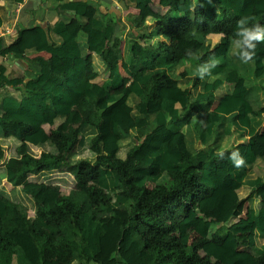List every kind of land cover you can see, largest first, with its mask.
<instances>
[{
    "label": "trees",
    "instance_id": "obj_1",
    "mask_svg": "<svg viewBox=\"0 0 264 264\" xmlns=\"http://www.w3.org/2000/svg\"><path fill=\"white\" fill-rule=\"evenodd\" d=\"M55 1L59 17L49 29L62 43L36 26L38 34L26 40L36 55L16 54L34 64L33 73L10 77L0 63V89L21 91L20 98L0 99V134L20 142L9 157L0 144V165L9 181L35 179L24 190L33 213L0 191V264H46L49 248L57 264H91L113 245L107 227L121 212L127 219L117 264H264V176L255 172L263 156L253 137L264 114V44L243 63L234 36L241 17L264 24V0H159L174 7L165 14L152 9V0H125L140 9L135 36L125 38L117 34L120 19L89 2ZM73 18L77 35L68 29ZM3 50L0 40V56ZM212 55L219 63L211 75L195 76ZM121 64L131 82L113 92L126 84ZM193 118L203 145L196 152L187 142ZM85 145L94 158L76 157ZM30 146L49 151L34 155ZM236 147L242 168L215 156ZM54 173L73 176L85 198L47 182ZM234 198L233 211L248 202L246 219L232 222L233 214L222 221L200 211L224 210ZM206 244L221 248L220 257L203 253Z\"/></svg>",
    "mask_w": 264,
    "mask_h": 264
},
{
    "label": "crops",
    "instance_id": "obj_2",
    "mask_svg": "<svg viewBox=\"0 0 264 264\" xmlns=\"http://www.w3.org/2000/svg\"><path fill=\"white\" fill-rule=\"evenodd\" d=\"M89 2L95 8H97L100 14L107 16L108 18H118L120 19V32L117 34L123 33L121 37L125 38L127 35L135 36L136 27L133 26V23L137 21L136 17L139 16L140 9L132 6H128L125 3V0H83ZM49 2V5H48ZM56 1H48V0H0V5L2 7L1 14L3 17V23L0 27V40L2 41V48H4L2 55L0 56V63L4 64L7 68V74L10 77L16 76H26L29 77L33 73L34 64L30 63L28 60L24 58H19L16 56L17 53H21L22 56L34 57L36 55V50L34 44H26V40L28 38L32 39L35 35H37L38 31L36 30V26H40L46 32L49 31V36L51 40L59 45L62 43V37L56 33L54 30L49 29L50 25H53L58 17L59 13L57 9L54 8L56 5ZM187 2L184 3V6H187ZM151 7L153 10L160 14H165L168 11L174 9L173 6H163L159 3V0H152ZM133 21V23H132ZM90 24H85L84 29L86 31L90 30ZM69 31L73 35H77L79 31V22L76 18H73L72 22L68 26ZM258 47V46H257ZM259 48V47H258ZM121 73L124 76L126 84L121 89H116L113 92H121L124 88H126L130 82L131 77L125 72L121 64ZM109 76V72L104 70V78L105 80ZM19 92V94L17 93ZM5 94H11L16 98L21 97V91L16 90L11 87H4L0 89V99ZM218 103H216L217 105ZM216 105L214 107H216ZM235 118V113L228 115V120ZM190 126L193 128L192 138L194 135L196 145L195 149L193 143L190 145L193 152H196L198 149L203 147L201 144V140L198 137V129L197 127H193L195 125V118L193 121L190 120ZM205 129V127H203ZM254 139L256 141V146L258 152L263 156V159L256 164L255 172L259 176H264V114H263V122L262 125L258 128L256 133L254 134ZM174 141V144L177 142V138ZM242 148V147H240ZM241 152V151H240ZM242 153V152H241ZM237 199V198H236ZM247 201H244V203ZM206 206V205H205ZM211 206V205H208ZM212 207V206H211ZM217 208L218 211H225L228 208L221 210L219 206H213ZM240 211H238V215H240ZM249 214L246 213V216L241 219L244 220L247 218ZM210 215V214H209ZM236 218H232V222H236L237 219L240 220L239 216L235 212ZM214 216V215H210ZM240 220V221H241ZM253 231L255 230V225L252 226ZM235 228V225L232 227ZM221 248L217 250L216 258H219L221 255ZM212 256H214L212 254Z\"/></svg>",
    "mask_w": 264,
    "mask_h": 264
},
{
    "label": "rangeland",
    "instance_id": "obj_3",
    "mask_svg": "<svg viewBox=\"0 0 264 264\" xmlns=\"http://www.w3.org/2000/svg\"><path fill=\"white\" fill-rule=\"evenodd\" d=\"M48 1H55V0H48ZM48 5H49V2H48ZM213 44H215V43H213ZM258 50H259V48L256 49V52ZM17 93L19 94L18 91H17ZM83 132L86 134H90L91 133L90 127H88V126L84 127ZM187 139H188L187 142H188V146H189L190 150L193 149L190 146L192 143H193L192 147H194V149H195L196 145L194 144V142H195L194 135L192 138V134H190L189 136H187ZM19 143L20 142L13 137L5 138V137L1 136V134H0V144L5 147L7 157L11 156L15 152V149ZM132 144H133V141L130 137L127 139V141L125 142V144L123 146L122 153L124 155L128 151V149L130 148V146ZM29 151L34 155H39L41 152H48L49 147L48 146H30ZM76 157L94 158V154L88 148V146L85 145L78 151ZM34 180H35L34 178L24 177L22 179H14L13 181H9L6 177L4 170H3V165H0V191L4 190L15 201L23 203L25 206L28 207V209L30 210L31 213L34 212V204L31 200L30 195L25 193L24 190L30 188L31 185H29L28 182L34 181ZM47 182H49L53 186L59 187L61 189L62 193L71 195L72 197L77 198V199H84L85 198V194L82 191H79L75 188L74 177L67 174V173H54L53 176L51 177V179L48 180ZM234 201H235V198L233 199L232 203L229 205V208L225 211H218L217 208H214L213 206L211 207L208 205L200 206V211L206 212V215H208V216H209V214L214 215L215 218L222 220V221H225L227 218H230V216L235 214V212H236L237 217L239 216V218L241 220L246 216V213L248 212L249 204H248V202L247 203L242 202L241 204H239L238 209L233 211L231 207H232ZM240 209H241L242 213H240V215H238V211H240ZM233 218L235 219L236 215H234ZM126 219H127V217H126L125 212H121L113 218L112 223L107 227V232H106V233H108V231L112 232V233L110 232L111 235L110 234L109 235L111 237L114 236L113 237V241H114L113 245L110 248L108 247L107 251H105L104 253L101 252V254L98 256L97 260H93L91 264H98L100 262H102L104 264H117V261H116V243L119 239L120 228L122 227V225L124 224ZM112 234H113V236H112ZM249 235L250 236L252 235L251 231L249 232ZM191 240H194V236L191 238ZM251 240H253L252 237H251ZM209 248H210L209 245L206 244L203 247L202 252L203 253L204 252H210L214 255L213 257L216 258L217 250L211 249L214 247H211L210 249ZM216 248H219V247H216ZM50 253L55 254L50 248L47 250V252L45 253L46 264H57L56 256L55 255L49 256ZM49 259H51V260H49Z\"/></svg>",
    "mask_w": 264,
    "mask_h": 264
},
{
    "label": "clouds",
    "instance_id": "obj_4",
    "mask_svg": "<svg viewBox=\"0 0 264 264\" xmlns=\"http://www.w3.org/2000/svg\"><path fill=\"white\" fill-rule=\"evenodd\" d=\"M236 55L243 63H249L254 60L256 56V49L259 44H264V24L253 22L251 17H241L236 21V28L234 31ZM186 56H193L194 53L191 49H187ZM199 59V57H197ZM218 59L215 55L210 56L207 60L199 63L195 70L194 75L200 79L210 76L212 69L218 66ZM218 160L227 158L231 161L234 168H242L246 164L245 157L241 154L238 147L236 148H221L215 152Z\"/></svg>",
    "mask_w": 264,
    "mask_h": 264
}]
</instances>
